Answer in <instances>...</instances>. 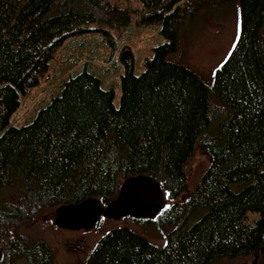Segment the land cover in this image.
<instances>
[{
  "label": "trees",
  "instance_id": "obj_1",
  "mask_svg": "<svg viewBox=\"0 0 264 264\" xmlns=\"http://www.w3.org/2000/svg\"><path fill=\"white\" fill-rule=\"evenodd\" d=\"M138 1V22L157 23L165 42L138 74L133 55L120 56L115 105L114 91L102 88L82 52L102 31L111 48L106 62L114 63L117 43L90 25L128 27V10L111 0H0V194L16 195L0 202V264H56L54 248L23 229L62 204L88 197L105 204L137 174L163 189L154 218L173 226L166 243L114 227L84 264H217L264 252V0H236L238 35L210 86L168 56L190 17L225 0ZM59 48L75 69L29 123L17 125ZM195 145L210 163L184 194Z\"/></svg>",
  "mask_w": 264,
  "mask_h": 264
},
{
  "label": "rangeland",
  "instance_id": "obj_2",
  "mask_svg": "<svg viewBox=\"0 0 264 264\" xmlns=\"http://www.w3.org/2000/svg\"><path fill=\"white\" fill-rule=\"evenodd\" d=\"M111 1L128 10L130 15L128 27L106 26L98 23L90 26L105 29L110 36L104 38L117 43L118 50L113 59L114 63L106 62L111 48L102 42L103 32L99 30L92 33L96 39L89 41L82 56L90 61L89 66H93V69L89 67L90 72L100 79L102 88L114 91V103L118 105L121 94L120 76L125 71V64L120 56L123 54V58L126 59L129 54L133 55L134 71L137 74L141 73L145 68V59L152 56V48L165 42V39L159 32L157 23L138 22L143 12L140 1ZM238 29L239 11L236 0H225L219 5L204 7L196 16L190 17L182 25L178 50L168 58L195 71L203 82L210 86L215 70L226 58L237 38ZM262 31L264 34V26ZM67 42L68 40L63 45ZM93 46H96L95 50ZM67 54L68 52L63 48L57 50L51 70L40 78L39 85L29 92L19 109L16 117L17 125L29 123L34 116V109L40 105H46L53 95L60 92V82L75 69L66 66ZM209 163L207 155L195 145L193 154L186 163L184 194L192 191ZM15 197L16 195L12 192L0 194V202L14 200ZM54 217L49 212L38 215L23 229V233L31 241L42 239L50 244L54 248L56 264H84L98 240L114 227L128 226L157 246H163L166 243L168 233L173 229L169 223L154 217L150 220L142 218L115 220L101 217L99 225L92 229L67 230L55 226ZM252 217V214H248L247 221H251ZM253 258L254 256L239 257L223 260L217 264H250ZM257 264H264V252L258 255Z\"/></svg>",
  "mask_w": 264,
  "mask_h": 264
},
{
  "label": "water",
  "instance_id": "obj_3",
  "mask_svg": "<svg viewBox=\"0 0 264 264\" xmlns=\"http://www.w3.org/2000/svg\"><path fill=\"white\" fill-rule=\"evenodd\" d=\"M164 202L160 183L149 175L137 174L124 179L116 197L105 204L96 197H88L58 206L53 223L61 229L81 230L92 229L101 217L115 220L152 218L158 214ZM257 262L258 255H255L250 264Z\"/></svg>",
  "mask_w": 264,
  "mask_h": 264
}]
</instances>
